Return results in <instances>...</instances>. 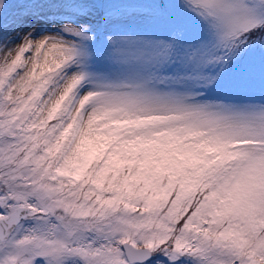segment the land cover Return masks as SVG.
Here are the masks:
<instances>
[{
    "label": "snow or ice",
    "instance_id": "6c2138e0",
    "mask_svg": "<svg viewBox=\"0 0 264 264\" xmlns=\"http://www.w3.org/2000/svg\"><path fill=\"white\" fill-rule=\"evenodd\" d=\"M0 264H264V0H0Z\"/></svg>",
    "mask_w": 264,
    "mask_h": 264
}]
</instances>
